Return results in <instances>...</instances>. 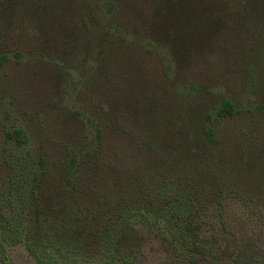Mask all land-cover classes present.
Wrapping results in <instances>:
<instances>
[{"label": "trees", "instance_id": "1", "mask_svg": "<svg viewBox=\"0 0 264 264\" xmlns=\"http://www.w3.org/2000/svg\"><path fill=\"white\" fill-rule=\"evenodd\" d=\"M11 1L25 5L21 8L26 23L21 28L24 37L33 33L42 47L47 43L53 51L52 58L58 63L52 68L58 81L55 103L57 110L70 119L66 120L69 135L60 145L59 157L39 154L31 166L21 169L12 156L3 154L8 172L0 182V263H9L6 245L23 242L37 264H112L114 254L109 245L96 253L72 256L55 244L59 238L63 242L67 237H86L85 223L80 226L81 233L72 231L75 222L89 212L79 207L78 198L82 181L91 170L87 166L90 150L100 147L104 128L122 131L124 142L133 143L135 152L158 158L160 168L170 176L158 190V196H167L165 205H127L121 211L118 228L128 225L133 213L134 219H152L151 226L167 238L174 252L189 257L191 245L199 246L188 243L196 236L188 231L184 216L193 204L177 177L190 170L189 166L194 169L200 158L211 152L218 120L242 112H264V0H229L231 13L239 15L244 23L237 32L227 27L223 18L214 27L186 24L194 14L190 3L183 10L175 3L168 7V0H155L146 22H136L130 12L127 20L136 28L132 31L111 18L120 0ZM34 2L39 3L37 13L29 10ZM220 12L228 13L226 9ZM222 32L233 35L235 45L222 50L203 43V38L216 33L221 36ZM170 34L176 37V43L166 40ZM78 38L84 40L80 47L76 45ZM205 44L213 52L219 51L222 59L235 54L233 66L238 77L233 94L215 95L218 77L210 78L204 88L182 82L177 75L179 61L190 59L188 52L196 45L205 53ZM241 44L244 47L235 51ZM0 57L1 62L7 56L2 53ZM151 57L159 58L160 72L149 67ZM42 110L36 113L40 117L45 113ZM116 113L120 120L109 126L108 116ZM33 137L20 126H9L3 130V151L8 145L28 148L35 143ZM50 228L62 233L44 244L41 234ZM117 239L110 235L105 242L112 245Z\"/></svg>", "mask_w": 264, "mask_h": 264}, {"label": "rangeland", "instance_id": "2", "mask_svg": "<svg viewBox=\"0 0 264 264\" xmlns=\"http://www.w3.org/2000/svg\"><path fill=\"white\" fill-rule=\"evenodd\" d=\"M120 1L123 4L117 5L111 18L132 31L136 28L127 20L130 12L136 22L138 19L146 22L155 2ZM173 3L183 10L187 3L194 6L192 20L186 24L197 28L202 25L214 27L222 18L227 20L224 24L236 32L238 26L244 24L238 19L239 15L231 13L229 0H168L166 5L170 7ZM24 6L11 0H0V55L7 56L0 62V182L8 172L4 153L6 157L12 156L23 169L31 166L39 154L59 157L60 145L69 135L66 120L70 117L57 110L55 103L58 81L54 79L52 68L58 63L52 58L54 53L49 44L42 47L33 33L27 37L21 33L26 24L21 11ZM38 6L39 3L34 2L29 5V10L37 13ZM225 9L228 13L220 12ZM185 32L189 35L188 30ZM195 36L194 33L192 37ZM166 40L177 41L173 34ZM203 40V43L219 46L222 50L229 44L235 45V37L225 32ZM83 43L84 40L78 38L76 45L80 47ZM208 45L205 44V53L199 51L200 45L189 51L190 59L179 61L177 75L182 82L204 88L210 78L218 77L219 89L215 95L233 94L238 77L233 66L235 54L222 59L220 52H213ZM243 47L241 44L235 51ZM148 64L156 72L162 70L157 57H151ZM39 109L45 111L41 117L35 114ZM120 118L116 113L107 123L116 125ZM9 126H20L34 136L38 145L34 146V143L28 148L6 145L4 152L3 130ZM213 134L215 140L210 144L211 152H206L194 169L189 166L190 170L177 177L193 204L184 211L187 229L196 236L190 237L188 243L195 242L199 246L191 245V255L183 258L174 252L167 238L151 226L152 219L136 218L124 225L128 236L120 237V249L116 250V258L124 257V264H264V112H242L220 119ZM103 135V157L97 162L94 173L86 179L87 184L84 183L78 198L79 207L89 213L83 220L76 221L72 229V232L81 233V224H87L86 237H67L60 242L62 231L56 228L41 234L44 244L59 238L55 244L66 248L72 256L97 251L105 237L104 231L117 227V215L123 205L135 201L134 204L140 202L154 208L162 207L167 201L165 194L158 196V190L160 183L170 176L160 168L158 158L135 152L133 143L123 141L125 138L119 129L112 132L104 128ZM6 251L8 264H35L21 243H12Z\"/></svg>", "mask_w": 264, "mask_h": 264}, {"label": "flooded vegetation", "instance_id": "3", "mask_svg": "<svg viewBox=\"0 0 264 264\" xmlns=\"http://www.w3.org/2000/svg\"><path fill=\"white\" fill-rule=\"evenodd\" d=\"M38 111H40V109L38 110ZM35 112V111H34ZM37 113V111L35 112V114ZM110 118V116H108V118L107 119H109ZM120 120V119H119ZM118 120V121H119ZM131 126H129V128H130ZM132 131H134V129L132 130ZM132 131H130L129 130V133L130 134H132V135H134V132H132ZM132 135H130L129 136V138H131V139H133L134 137L132 136ZM102 138H104L105 139V137H104V135H103V137ZM123 138H125V134L123 133ZM126 139V138H125ZM102 144H103V139H102V141L100 142V147H98V148H94V149H92V150H90V152H91V156H90V158H89V160H88V164H87V166L89 167V168H91V170L88 172V174H87V176L85 177V179H83V181H82V187L84 186V183L85 184H87V178L89 177V175L90 174H93L94 173V170L97 168V166H98V161L99 160H101L102 159V157H103V148H102ZM87 179V180H86ZM127 205H131V207H133V205H134V202H129V203H127V204H125V205H123L120 209H119V212H118V220H119V217H120V214H121V211L122 210H124L125 208H126V206ZM87 213H89V212H87ZM134 219V213L131 215V217H130V219H129V222H131L132 220ZM123 228L122 229H119L118 228V224H117V227H114V228H110L108 231H104V235H105V237H107V236H112L113 237V239H114V241H115V237L116 238H118L117 240H116V242L115 243H113L112 245H110V244H108L107 242H105L106 240L103 238L101 241H100V243L99 244H101L100 246H99V248L97 249V251L96 252H98V250L100 249V248H103V247H106L107 245H109V246H111V249L113 250V254H114V260H113V262H112V264L114 263V264H124L125 263V260L123 259L122 261H119L118 259L119 258H124V257H122V256H119V257H117L116 258V250H118L119 251V249H120V246L119 245H121V239H120V237L121 236H128L127 234V231H126V229H124L125 228V226H122ZM18 243H21L22 245H23V247H24V249L30 254V252H29V250L28 249H26V247L24 246V243L23 242H18ZM12 243H10V244H8V245H6L5 246V251H6V247L7 246H9V245H11ZM85 251H87V250H85ZM95 251H89V252H92V253H95ZM88 252H86L85 254H87ZM31 255V254H30ZM6 256H7V251H6ZM32 256V255H31ZM33 257V256H32ZM34 258V257H33ZM8 260V259H7ZM34 261H35V259H34ZM1 264V263H0ZM8 264V263H7ZM35 264H37V262L35 261Z\"/></svg>", "mask_w": 264, "mask_h": 264}]
</instances>
